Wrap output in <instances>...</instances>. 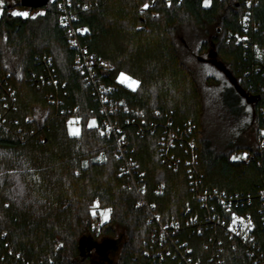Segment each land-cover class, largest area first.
Segmentation results:
<instances>
[{"label": "trees", "instance_id": "obj_1", "mask_svg": "<svg viewBox=\"0 0 264 264\" xmlns=\"http://www.w3.org/2000/svg\"><path fill=\"white\" fill-rule=\"evenodd\" d=\"M0 2V39L19 57L22 73L18 81L0 66V76L8 74L17 100L16 110L4 109L0 101V111L6 112L0 115L4 126H0V264H103L109 259L97 240L113 239L117 228L123 229L126 238L113 264H150V256H145L150 241L146 211L136 205V196L126 190L119 175L113 140L104 134L97 103L75 68L76 51L69 47L58 0L31 7L41 11L35 17H10L6 8L19 6L21 1ZM144 2L153 10L140 11ZM69 5L75 15L73 25L84 29L80 42L113 66L105 80L108 94L125 103L118 120L133 158L145 173L147 201L154 204L163 223L182 222L199 205L189 191L185 169L175 173L160 161L157 134L141 137L132 123H158L167 113L175 124L191 121L203 188L251 194L264 189V148L259 150V140L255 148L239 142L216 151L200 133V106L198 114L178 92L171 99L174 86L170 82L187 80V68L172 40L176 26L188 23L198 29H215L216 56L252 100L247 102L233 85L229 87L241 105H248L249 113L246 107L240 109L245 126H255L256 133L264 131V0H69ZM44 56L51 58L60 108L68 115L58 114L44 97L52 93L50 87L29 81L32 72H41ZM120 73L135 77L138 88L130 91L120 85L116 80ZM188 83L194 85L191 78ZM27 116L32 122L24 121ZM72 117L80 122L76 136L67 132ZM90 118L97 127L87 126ZM239 151L252 153L247 165L232 159ZM158 186L163 187L162 193L156 192ZM102 208L109 212L104 224L98 213ZM262 209V214H253L264 251L263 205ZM95 221L101 223L98 234L91 231ZM176 236L187 242L194 262L207 263L206 246L214 237L212 232L197 235L193 228L183 226ZM83 237L97 245L84 255L79 248ZM219 239L223 264H253L242 243L222 235ZM160 264L178 263L170 257Z\"/></svg>", "mask_w": 264, "mask_h": 264}, {"label": "built area", "instance_id": "obj_2", "mask_svg": "<svg viewBox=\"0 0 264 264\" xmlns=\"http://www.w3.org/2000/svg\"><path fill=\"white\" fill-rule=\"evenodd\" d=\"M247 7L250 3L246 4ZM57 8L60 13L62 27L67 35L69 47L76 51L74 60L75 68L83 77L85 85L89 88L92 98L97 103V111L100 116L101 128L104 134L114 143L113 154L119 161V175L125 180V188L136 196V205L143 208L147 214V223L150 228L149 250L145 256H150V264L162 263L166 258L173 257L178 264H198L191 257V248L187 242H180L177 234L183 226L193 228L195 234L202 235L212 232L214 237L207 244L209 258L206 264H223L221 257L223 246L219 235L229 240L242 243L245 247V255L253 264H264V251L257 239V223L254 218L262 214L264 206V189H259L255 194L243 192H226L217 188H203V175L198 172L197 144L193 138L195 126L187 121L175 124L172 114L167 113L161 122H149L146 125L132 123L137 134L141 137L149 134H157L156 150L160 161L170 170L177 173L183 167L189 191L195 195L199 207L191 217L184 221L172 220L166 223L161 221L154 204L147 201L145 173L133 158V148L120 124L118 116L125 110L123 100L114 99L108 94L109 87L105 80L109 78L113 66L89 52L86 45L80 42L79 36L83 28L75 27L73 21L75 15L70 8L69 0H58ZM3 9L0 2V11ZM41 11L22 5L6 8V14L13 16L35 17ZM247 14L244 18V26L247 25ZM239 41V37L236 36ZM41 72L31 73L29 81L36 86H48L52 93H46L45 98L50 102L56 112L61 115L69 114L61 109V99L58 96V82L50 57H42L40 60ZM8 74L0 76V101L6 110H14V95L8 87ZM0 126L4 127L1 122ZM20 130H16L19 134ZM259 150L264 148V133H259ZM252 159V153L243 151L236 161L247 165ZM157 193L163 192V187L156 188ZM258 201L262 205L255 204ZM250 209V210H249ZM252 210V211H251ZM254 213V214H253ZM264 225V221H262ZM99 221L91 226V231L98 234ZM57 247V246H56Z\"/></svg>", "mask_w": 264, "mask_h": 264}, {"label": "rangeland", "instance_id": "obj_3", "mask_svg": "<svg viewBox=\"0 0 264 264\" xmlns=\"http://www.w3.org/2000/svg\"><path fill=\"white\" fill-rule=\"evenodd\" d=\"M139 10H153V6L149 2H144ZM150 15L156 16V13L151 11ZM215 34H217L215 29H198L188 23L176 26L172 40L180 62L187 68V80L185 83L176 84L175 79H170L174 86L171 91V99L181 94L183 99H187L193 108L197 110L198 114L200 106V133L202 132V136L210 142V145L216 151L222 150L229 144L239 142L255 148L257 140L260 138L259 133H256L255 126H245L246 118H244L243 112L240 111L241 108L243 110V107H246L245 111L249 113L248 105L244 103L243 106V104L239 103L233 95V90L230 91L229 87H232V84L225 74L210 61H222L219 56H216ZM0 66L16 80L22 79L20 59L12 53L2 39H0ZM224 66L228 68L225 63ZM189 78L194 81L193 86L188 83ZM214 79L215 81H213ZM116 80L130 91H135L138 88L136 78L126 73H120ZM11 86L8 82V87L14 95V108L16 110V92ZM193 87L195 92L192 90ZM4 113L2 114L0 111V115L5 116L6 112ZM32 120V117L27 116L24 121L32 122ZM87 126L97 127L96 120L94 118L88 119ZM79 131V119L69 118L67 121L68 134L76 136ZM262 132L264 133V131ZM242 152L239 151L233 154L232 159L239 157ZM97 205L98 202H95L94 206ZM98 213L100 214L101 223H106L109 218L108 210L102 208ZM125 238L126 235L121 228L116 229V236L113 239L98 238L97 242L104 247L106 256L111 264L117 260L120 246L125 241ZM109 261H103V264H109Z\"/></svg>", "mask_w": 264, "mask_h": 264}, {"label": "water", "instance_id": "obj_4", "mask_svg": "<svg viewBox=\"0 0 264 264\" xmlns=\"http://www.w3.org/2000/svg\"><path fill=\"white\" fill-rule=\"evenodd\" d=\"M21 5L25 7H39L44 5L48 0H20ZM211 63H213L217 68H219L226 76V78L229 80V82L234 86L236 91L244 98H246L247 102H251L252 100L246 97V94L242 91V89L238 86L235 79L233 78L232 74L225 68V66L220 62L216 60H210ZM94 246H97L95 243H92L91 239L83 237L79 241V248L84 255L85 250H90ZM101 248H99L100 250Z\"/></svg>", "mask_w": 264, "mask_h": 264}, {"label": "snow or ice", "instance_id": "obj_5", "mask_svg": "<svg viewBox=\"0 0 264 264\" xmlns=\"http://www.w3.org/2000/svg\"><path fill=\"white\" fill-rule=\"evenodd\" d=\"M147 7V6H146ZM74 134H78V133H74Z\"/></svg>", "mask_w": 264, "mask_h": 264}]
</instances>
